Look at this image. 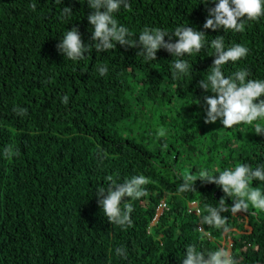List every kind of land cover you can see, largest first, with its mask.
<instances>
[{
    "label": "trees",
    "instance_id": "16d2710c",
    "mask_svg": "<svg viewBox=\"0 0 264 264\" xmlns=\"http://www.w3.org/2000/svg\"><path fill=\"white\" fill-rule=\"evenodd\" d=\"M200 2L130 0L131 10L116 19L136 35L145 26L171 32L180 25L203 31L208 41L224 35L226 45L249 49L242 61L226 65L225 75L246 67L250 78L264 79V18L239 33L205 30L214 5ZM63 7L73 13L68 24L60 19ZM89 12L77 0H0V151L19 150L0 159V264H121L112 252L118 245L128 250L124 264H180L188 243L206 251L230 247L238 264H264V212L225 213L232 231L209 229L213 239L199 240L195 213L205 202L218 203L223 192L197 180L186 200L169 195L203 168L264 162V136L251 125L205 124L203 102L191 104V97L211 95L196 85L214 57L202 50L189 58L191 78L181 80L171 77L164 50L147 64L138 48L118 44L78 63L64 60L56 50L64 30L78 28L91 45ZM101 64L109 66L103 78L96 73ZM63 95L67 105L60 103ZM16 105L27 108V117L13 113ZM113 173L150 181L149 196L133 202V226L126 230L108 223L94 195Z\"/></svg>",
    "mask_w": 264,
    "mask_h": 264
},
{
    "label": "clouds",
    "instance_id": "9594fccd",
    "mask_svg": "<svg viewBox=\"0 0 264 264\" xmlns=\"http://www.w3.org/2000/svg\"><path fill=\"white\" fill-rule=\"evenodd\" d=\"M61 5L63 0H56ZM87 4L90 10L87 23L90 26L91 45L83 42L78 28L64 30L56 45L57 52L64 60L78 63L84 60L90 52L106 53L118 44L122 48H138L136 56L142 58L145 64L156 60L158 50H164L171 56L170 74L175 80L190 77L192 65L189 58L197 57L203 50L206 56L214 57L212 65L198 81L196 87L204 93L192 98L191 104L201 105L205 124L219 122L224 130L234 129V126L251 125L252 133L264 136V79H252L246 67L225 75L224 69L230 62L236 64L247 57L249 49L242 44L226 45L225 36L217 35L208 41L203 31L194 27L180 25L171 32L159 27L145 26L136 35L116 16L121 10L130 11V0H77ZM200 4L207 6V15L203 29L212 31L243 32L249 23L264 18V0H201ZM36 11V2L31 4ZM73 16L70 7H63L60 19L68 24ZM187 25V24H186ZM167 37V40H165ZM210 49V51H209ZM96 73L103 78L109 74V66L101 64ZM69 96L63 95L60 103L67 105ZM17 117L25 118L28 110L16 105L12 109ZM158 137L165 135L160 129ZM225 153H221L224 155ZM19 155V150L9 146L0 151V159L11 160ZM214 184L220 188L224 197L218 203H203L202 213H195L194 229L199 233V240L213 239L209 229H217L227 236L232 229L228 225L229 213H247L251 208L253 214L264 212V162L255 167L247 163L237 162L231 168H203L195 175H187L169 193L176 199H185L188 194L195 192V182ZM258 182L253 186V182ZM149 179L143 175H133L121 180L119 174L113 173L105 177V182L95 188L94 195L100 213H103L111 225L126 230L133 226L131 214L134 211L133 202L149 196L146 185ZM231 200V206L226 204ZM162 205V204H161ZM161 205L158 210L163 209ZM193 205L188 204L189 213ZM161 213V212H160ZM160 213L157 215H160ZM230 244V241H229ZM179 259L180 264H238V259L232 254L230 247L218 245L214 250H198V245L188 243ZM113 254L121 264L128 261L129 254L125 245L115 246Z\"/></svg>",
    "mask_w": 264,
    "mask_h": 264
},
{
    "label": "built area",
    "instance_id": "2783aa9c",
    "mask_svg": "<svg viewBox=\"0 0 264 264\" xmlns=\"http://www.w3.org/2000/svg\"><path fill=\"white\" fill-rule=\"evenodd\" d=\"M191 204L193 205V207L195 206V204H194V203H191ZM161 207H163V204L161 205ZM193 207H192V208H193ZM196 213H198V212L196 211Z\"/></svg>",
    "mask_w": 264,
    "mask_h": 264
},
{
    "label": "rangeland",
    "instance_id": "374dc122",
    "mask_svg": "<svg viewBox=\"0 0 264 264\" xmlns=\"http://www.w3.org/2000/svg\"><path fill=\"white\" fill-rule=\"evenodd\" d=\"M161 212V210H159L157 213L159 214Z\"/></svg>",
    "mask_w": 264,
    "mask_h": 264
}]
</instances>
